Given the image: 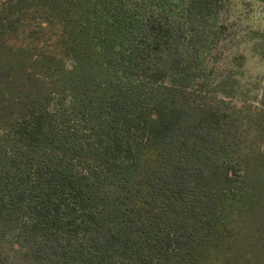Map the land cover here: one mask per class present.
<instances>
[{
  "label": "trees",
  "instance_id": "1",
  "mask_svg": "<svg viewBox=\"0 0 264 264\" xmlns=\"http://www.w3.org/2000/svg\"><path fill=\"white\" fill-rule=\"evenodd\" d=\"M227 1L0 0L13 49L0 59V264H212L230 248L264 200L254 137L209 90ZM26 61L45 83L10 91ZM62 68L80 92L56 85Z\"/></svg>",
  "mask_w": 264,
  "mask_h": 264
},
{
  "label": "rangeland",
  "instance_id": "2",
  "mask_svg": "<svg viewBox=\"0 0 264 264\" xmlns=\"http://www.w3.org/2000/svg\"><path fill=\"white\" fill-rule=\"evenodd\" d=\"M215 23V28L223 25L224 30L219 34V42L212 49L206 63L208 69H211L209 90L235 109L241 133L247 138L254 137L257 157L250 159V166L254 169L258 167V175L261 176L254 193L259 190L260 197L264 200V0H228ZM70 45L71 48H77V43ZM93 52L92 50L91 54ZM12 54L10 44L6 48L0 47V59ZM90 58L92 59L91 55ZM31 65V62L26 61L20 71H12L10 77L13 84L10 85L9 80L5 81L10 85V91L14 90L16 84L26 86L28 75L30 79H36L35 83H45L46 80L40 76L39 66L35 64L33 68ZM61 70L62 74L59 82L55 81L56 85L63 84V80H66L61 85L62 91H81L82 84L78 75H73L77 83L73 85L69 82L72 73L65 68ZM94 70L92 65V71ZM44 74L47 75V69ZM87 76L91 74L87 72ZM2 78L0 74L1 85ZM3 118L2 111L1 121ZM249 210L246 212L248 218L242 221L236 236L230 239L229 253L224 254L228 251L226 250L218 255L212 264H264V208L251 207Z\"/></svg>",
  "mask_w": 264,
  "mask_h": 264
}]
</instances>
